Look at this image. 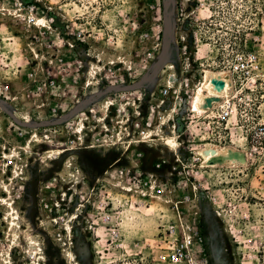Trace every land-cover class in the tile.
Instances as JSON below:
<instances>
[{
	"label": "rangeland",
	"instance_id": "374dc122",
	"mask_svg": "<svg viewBox=\"0 0 264 264\" xmlns=\"http://www.w3.org/2000/svg\"><path fill=\"white\" fill-rule=\"evenodd\" d=\"M247 50L264 67V0H0V264H160L178 215L208 264H240L235 240L264 243V152L220 168L196 152L246 148L264 80L234 87L221 124V103L192 101Z\"/></svg>",
	"mask_w": 264,
	"mask_h": 264
},
{
	"label": "built area",
	"instance_id": "2783aa9c",
	"mask_svg": "<svg viewBox=\"0 0 264 264\" xmlns=\"http://www.w3.org/2000/svg\"><path fill=\"white\" fill-rule=\"evenodd\" d=\"M226 71L231 75L233 88L237 84H244L245 82L247 89L252 92L264 80L262 61L254 51L247 50L235 53ZM0 88L2 92L6 93L9 91L8 85H1ZM167 93L169 95V88H164L161 95L166 96ZM231 99L211 110L215 114L213 117L217 124L226 122L233 113L236 114L237 109L234 103L231 104ZM260 100H264V95L260 96ZM243 140L246 148L241 151L248 165L250 161L255 159L256 154H260L261 151L264 152V121L257 122L250 127ZM4 157L5 155L1 159L4 160ZM8 163H12V160H8L3 164L5 168ZM224 193L227 196V192L225 191ZM231 205L232 203L229 201L225 202V204L223 203L218 207L219 210L216 211V215L222 219V213L227 214V209L230 210ZM232 208L235 211L236 207L232 206ZM248 218L247 214H243L240 221L245 225L248 222ZM160 233L159 239L162 244L158 254V262L160 264H208L197 230L187 220L182 219L180 215L177 216V220L174 223L162 225ZM235 243H237L238 249L241 251L240 264H264V243L262 244V242L258 241L254 244L246 245L244 240H235ZM260 253L263 256H260ZM3 263L7 264L6 261H3Z\"/></svg>",
	"mask_w": 264,
	"mask_h": 264
},
{
	"label": "bare ground",
	"instance_id": "6f19581e",
	"mask_svg": "<svg viewBox=\"0 0 264 264\" xmlns=\"http://www.w3.org/2000/svg\"><path fill=\"white\" fill-rule=\"evenodd\" d=\"M38 23H40V21H38ZM202 74V79L199 85L196 86L192 101L193 111H197L200 113L206 112L214 105H219L220 103L222 104L223 102H228L230 100V97L235 92L229 72L222 70H203ZM213 79L221 80L224 83V88L221 90H216V88L211 82ZM208 98H217L218 101L212 102L211 107H205V101ZM161 140L163 141V146L165 148L170 151L176 150L178 146L176 134H169L166 137H162ZM196 155L199 157L200 161L197 166L199 168L236 167L246 164L245 156L242 151H239L233 147L206 148L196 152ZM6 156L7 155H5V157ZM0 204L9 205V202L7 201V199L0 196Z\"/></svg>",
	"mask_w": 264,
	"mask_h": 264
},
{
	"label": "water",
	"instance_id": "95a60500",
	"mask_svg": "<svg viewBox=\"0 0 264 264\" xmlns=\"http://www.w3.org/2000/svg\"><path fill=\"white\" fill-rule=\"evenodd\" d=\"M211 82H212L213 86L216 88V90H221V89L224 88V83L221 80L213 79ZM214 101H218V99L217 98H208V99H206L205 107H211L212 106V102H214Z\"/></svg>",
	"mask_w": 264,
	"mask_h": 264
}]
</instances>
